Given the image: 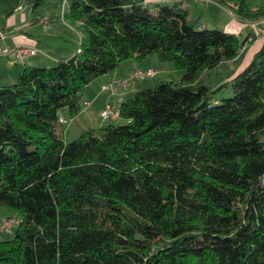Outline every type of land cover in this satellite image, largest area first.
<instances>
[{"label":"trees","instance_id":"16d2710c","mask_svg":"<svg viewBox=\"0 0 264 264\" xmlns=\"http://www.w3.org/2000/svg\"><path fill=\"white\" fill-rule=\"evenodd\" d=\"M65 1L85 38L74 54L0 82V205L19 219L0 264H264V41L211 90L202 73L249 32L194 28L178 0ZM234 1L241 18L264 16V1ZM150 53L181 79L134 89L123 123L66 142L59 110L74 117L85 86Z\"/></svg>","mask_w":264,"mask_h":264},{"label":"rangeland","instance_id":"374dc122","mask_svg":"<svg viewBox=\"0 0 264 264\" xmlns=\"http://www.w3.org/2000/svg\"><path fill=\"white\" fill-rule=\"evenodd\" d=\"M67 1L65 0H43L36 7L35 16L32 13L31 17H39V21H33L30 19V24L33 25L31 34L35 36L44 37L43 40L55 44L58 39H67L68 46L72 47L73 53L80 45V41L84 40L82 32H77L71 27L67 26L61 18L62 11L66 9ZM34 0H0V24L3 23V19L6 15L10 14L13 5L18 8L32 9ZM184 6L187 8L189 22L194 28L206 27L214 28L219 31H228L239 34L244 37L250 30V24L247 22L248 19L240 17V14L233 6L235 5L234 0H226V3L220 0H184ZM258 1L249 0V7H256ZM9 11V13H8ZM33 11V10H32ZM43 19H47V24L44 23ZM44 42V41H43ZM250 43H248L249 45ZM70 47V48H71ZM55 50V49H54ZM54 54L56 52L53 51ZM58 54V53H57ZM158 60L155 53H150L141 60L126 59L119 63L120 73L128 69L129 66L134 65L135 67H149L155 68L157 71L153 76L144 77L136 82L135 89H142L154 86L162 80L176 82L179 81L183 75V70L176 68L170 62H161ZM239 64L238 59L223 60L216 65L206 68L202 73V81L209 87V89H215L219 84L225 82L232 74L237 70ZM166 65V66H165ZM168 66V67H167ZM123 73V74H124ZM102 76V75H101ZM101 76H98L99 79ZM15 79V77H14ZM98 80H93L92 84L85 86L80 95L79 104L80 111L74 117H70L68 111L65 108L59 110L60 117L64 119L62 122L63 133L62 137L66 142L75 139L80 132L87 128H97L100 124L107 122L102 119L98 111L90 112L83 104L84 97L93 87L94 83ZM12 83V82H11ZM97 85V84H96ZM98 87V85H97ZM109 94V104L115 105L118 101V95L111 93L109 90L105 91ZM132 93V91H129ZM127 93V92H126ZM231 92L225 88L221 89L218 93V97L229 96ZM113 107V106H112ZM122 118L114 120L115 124L123 123ZM14 214L13 209L0 205V218ZM13 236V231L2 232L0 231V240H9Z\"/></svg>","mask_w":264,"mask_h":264},{"label":"crops","instance_id":"0c3cea01","mask_svg":"<svg viewBox=\"0 0 264 264\" xmlns=\"http://www.w3.org/2000/svg\"><path fill=\"white\" fill-rule=\"evenodd\" d=\"M137 2L145 3L148 5H152L157 2H166L172 3L174 0H136ZM183 8L187 10L184 6V0H178ZM26 8V7H25ZM25 8H18L16 5H13L10 14L6 15L3 19V23L0 24V82L3 84L11 83L14 80L16 75V71L23 68L25 65H49L55 62L58 59H65L70 57L73 53L72 47L68 46V40L66 39H58L55 44L47 42L43 40L42 36H35L31 34L33 25L30 24V19L33 21H39V17L32 18L31 15L33 13L32 9L24 10ZM10 11V10H9ZM67 25V24H66ZM70 27V25H67ZM72 28V27H71ZM73 29V28H72ZM249 32V31H248ZM234 33V32H233ZM247 34V33H246ZM44 41V42H43ZM248 43H250L248 45ZM243 46L238 52V54L232 59H238L239 64L237 66V70L234 74L239 72L253 57L254 53L261 46V41L259 39L250 41ZM30 45L34 46L38 51L35 54H25L21 57L14 56L12 53L3 54L2 50L7 47H13L16 45ZM55 49V50H54ZM78 49V48H77ZM76 49V50H77ZM56 52V54L53 53ZM58 53V54H57ZM163 63L160 62V66ZM166 66V65H165ZM168 67V66H167ZM133 68H136L134 65L129 66L128 69H125V73H120L119 65L117 68L111 72L103 74L98 80L95 82L93 87L87 93L86 97H84V101L86 99L91 100V104L86 107L90 112L98 111L100 114L101 109L105 105L109 104V94L105 91L101 90V85L107 84L112 78L120 77L124 78L128 75L129 71ZM152 69L157 71L155 68ZM232 74L230 77H232ZM229 77V78H230ZM93 82V81H92ZM90 82L89 84H92ZM88 84V85H89ZM98 87H97V85ZM87 85V86H88ZM132 93L127 92L123 95V98L130 96ZM118 101L113 107H117ZM85 106V105H84ZM103 124V123H102Z\"/></svg>","mask_w":264,"mask_h":264},{"label":"built area","instance_id":"2783aa9c","mask_svg":"<svg viewBox=\"0 0 264 264\" xmlns=\"http://www.w3.org/2000/svg\"><path fill=\"white\" fill-rule=\"evenodd\" d=\"M207 1V0H206ZM261 1V0H256ZM264 1V0H262ZM44 23L47 24V19H43ZM247 22L250 24V30L248 33V40L253 41L259 39L261 42L264 41V16L258 19H248ZM38 51L34 46L30 45H16L13 47L7 46L2 50L3 54L12 53L14 56L21 57L25 54H35ZM155 70L152 68L136 67L129 71L126 78H113L108 84L102 86V90H109L113 94L118 95V101L123 99V95L126 92L133 91L135 89L136 82L144 77L153 76ZM91 101H85V105H90ZM100 115L104 120H116L118 118V111L116 107L106 105L101 111ZM60 121L64 119L60 117ZM19 222L16 217H3L0 219V231L11 232L12 228Z\"/></svg>","mask_w":264,"mask_h":264}]
</instances>
